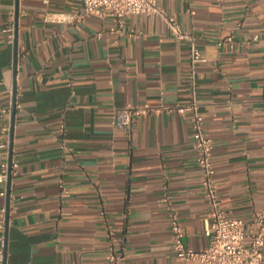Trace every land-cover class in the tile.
Masks as SVG:
<instances>
[{
  "label": "crops",
  "instance_id": "1",
  "mask_svg": "<svg viewBox=\"0 0 264 264\" xmlns=\"http://www.w3.org/2000/svg\"><path fill=\"white\" fill-rule=\"evenodd\" d=\"M156 2L195 37L218 199L227 217L247 221L264 208V0ZM53 12L64 20L48 19ZM190 76L187 43L157 16L118 26L83 16L80 0H0L8 146L15 87L4 264H107L109 246L122 264H179L170 213L184 244L205 248L189 116L176 110L190 100ZM125 107L145 108L128 130L118 124Z\"/></svg>",
  "mask_w": 264,
  "mask_h": 264
},
{
  "label": "built area",
  "instance_id": "2",
  "mask_svg": "<svg viewBox=\"0 0 264 264\" xmlns=\"http://www.w3.org/2000/svg\"><path fill=\"white\" fill-rule=\"evenodd\" d=\"M83 16H97L109 18L120 26L124 17L129 15L157 16L177 41L186 42L189 49L191 63L190 100L176 110L180 114H187L190 122L195 164L200 171V191L207 204V214L203 235L208 239L205 248L194 250L184 242V231L174 213H170L169 231L171 248L179 264H263L262 248L264 245V208L252 212L249 220L227 217L221 209L218 194L213 181L214 165L211 160L212 142L205 134L203 118L199 113V104L195 91L193 66L199 62L200 55L195 46V37L184 32L172 16L161 10L156 0H80ZM220 2L221 0H216ZM45 4L49 0H43ZM48 19L64 20L61 12L48 13ZM237 28V26H236ZM10 30V29H9ZM256 39V36L254 37ZM231 46V36L225 38ZM221 43L218 42L217 45ZM145 108L125 107L119 111L118 124L128 130L133 115L143 114ZM8 127L0 129V197L6 194L7 181V135ZM15 165L12 164L11 167ZM3 223L0 221V264L4 261ZM107 264H122L121 254L112 246L107 248Z\"/></svg>",
  "mask_w": 264,
  "mask_h": 264
},
{
  "label": "water",
  "instance_id": "3",
  "mask_svg": "<svg viewBox=\"0 0 264 264\" xmlns=\"http://www.w3.org/2000/svg\"><path fill=\"white\" fill-rule=\"evenodd\" d=\"M17 14H18V7L16 6L15 8V20L17 19ZM16 34L14 32V60H13V68H15L16 65ZM14 74H15V70ZM12 110H11V122H10V133H9V146H8V170H7V187H6V206H5V225L7 223V214H8V197H9V183H10V175H11V149H12V128H13V116H14V106H15V87L13 86L12 90ZM5 246H6V237L4 240V260H5ZM4 264V261H3Z\"/></svg>",
  "mask_w": 264,
  "mask_h": 264
}]
</instances>
